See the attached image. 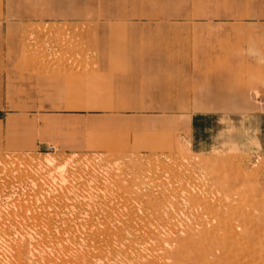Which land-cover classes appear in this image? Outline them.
<instances>
[{"label": "rangeland", "instance_id": "rangeland-1", "mask_svg": "<svg viewBox=\"0 0 264 264\" xmlns=\"http://www.w3.org/2000/svg\"><path fill=\"white\" fill-rule=\"evenodd\" d=\"M62 1L64 0H50L49 7L41 8L40 14L43 16L42 18H44L42 22L24 23V27H22L19 32L20 42L17 44L20 51L19 54L8 55V47H4L2 48L4 53L0 55V61L3 63H15L20 62V60H30L38 57L39 60H36V72L32 68L28 70L14 69L16 63L12 67L14 70H5L0 68V118L15 116L17 117V123L20 124H26L28 121L29 123L41 121L42 126H40L39 131L40 138L43 140V143L38 148L32 150L16 149L12 145L13 140L11 138V129L17 127L18 124H7V122L4 124L3 121V123L0 124V226H8L7 224H9V222L20 217L19 215L16 216L15 211L18 210L16 209V204L14 205L13 203L19 204L20 202L34 201L44 204V202H42L43 199L47 202V199H49L48 197L56 199L54 200L56 204L55 206L58 207H53L56 212H58L56 218L60 220L61 217H64V214L68 213V209L62 207L64 206V201L59 196L60 183L59 181L57 183L56 179L63 176L67 178L76 176V171H79L75 169V163L77 160L84 163L88 161L89 163L92 162V164L98 165H101L102 163L103 165V163L106 162L105 159L107 157L113 158L116 154H119L118 152L129 154L137 148H140L139 150L142 155H148L150 154L152 144L154 145L157 138H161V129L154 128L152 125H145L139 132H137V129L135 130L134 128L129 127V122L125 113L129 110L142 111L143 109H148L149 107L146 106L143 101L135 102L134 96H136L140 91L138 89H145L149 87L150 84L148 81L150 79H154L157 82L166 80L168 78L167 73L163 71L164 69L157 68L156 71L148 73L149 76L146 78L147 83L144 84L142 78L147 77V75H136L131 72H123L120 68L130 64L128 55L133 49V44H135V48H138V50L141 49L143 52V57L139 59L138 62L142 64L141 67H143L144 70H147L149 64L154 63V61L163 64L167 59L166 53L154 52L153 50L160 49L163 46L165 33L160 32L156 36V43H149L146 39L137 40V37H134L133 35L121 33L122 26L120 20L124 17H121L122 19H120L116 14V10L122 7L124 3L122 0H67L70 2L71 6L63 15H60L55 11H52L50 15L42 12V10L46 11L50 7L56 6ZM133 1L147 6L155 0ZM237 1L239 2V5H236L237 7L234 9L236 12L231 14L232 17L238 18L240 13L237 12V8L245 7L253 8L256 12V17L258 18H261V16L264 15V7H262V4H264L262 2H264V0ZM171 2L172 0H164L162 1V4H153L147 8V11L154 15L162 9V6L167 7ZM209 2L210 0H202L201 2L198 0L181 1L180 4L175 5L172 10L177 17V19L174 20L176 22L172 23H177V21H179L181 24L187 23L190 26L189 30H187L188 28L183 30L185 37L180 41V43H184L185 46L189 48L188 55L191 58L199 55L201 47L207 49L210 57H216L221 51H224V49L233 44H242L244 41L242 39L245 33L241 29H237L239 33L232 32L231 35H227L226 37L220 39L219 34L224 32V26H235L241 21H237L235 19H217L216 23L218 25H224L211 28L210 30H205L204 33L206 38H210L214 42H212L211 45H201V43H199L198 37L195 36V24L208 20L206 17L210 15L209 13L211 10L209 9ZM213 5L216 8L223 7L217 10L219 14H223L225 11L224 6H226L227 3L226 1L219 0ZM142 10L143 9L140 6L129 5L125 9H122L119 14H132V23H139V21H147L148 18L145 15L142 16ZM45 16L52 19L46 20ZM222 16L225 17V15ZM103 18L108 19L106 23L107 26L99 27L98 21ZM162 21L163 20L157 21L156 24H160ZM256 22L257 21H254L253 24H256ZM57 23H60V29L57 28L59 27ZM81 23L82 25H80ZM262 23H264V19L262 20ZM76 25L78 26L76 27ZM76 28H79L78 31L80 34ZM71 31L76 34H72ZM81 31L85 34H82ZM91 31L95 32L92 33ZM66 34L71 36L69 37ZM98 34L103 35L101 47L98 49L90 46L92 48L91 49L90 47H87L86 44L84 45L81 42L82 37L80 36L85 35L86 37L91 36L92 38L95 35L98 36ZM246 34L248 36L247 32ZM172 35L174 37L177 36L175 33H172ZM86 37L84 38L86 39ZM65 38L69 39L66 40ZM258 38L263 39L264 32L259 33ZM59 39L62 40L60 41ZM80 46L83 47L80 49ZM138 50L135 49V53H137ZM150 53H152V55H150ZM72 58L74 59L72 60ZM75 58L77 59L75 60ZM44 62L45 64H43ZM251 63H248V65L250 66ZM45 65L48 70H46L47 68ZM39 67L41 68L39 69ZM74 67L77 68L75 69ZM232 70H234V67ZM188 71V76H190V78L186 80V84L192 85L195 81V76L199 74L200 68L191 67ZM16 73H19L25 79H22L19 75L17 76ZM251 73H253V76L259 75L257 72ZM240 76V74H237V78L235 80L231 78H228L227 80L219 79L218 85L223 89L231 87H234V89H241L243 86V80ZM33 81L34 84H32ZM123 84H128L129 87H123L121 89ZM59 88L61 89L58 91ZM234 89H229L227 92L231 95H236ZM147 90L149 89L144 91L146 92ZM201 90L203 96H209L212 93V88L209 89L208 87H202ZM34 91L35 99L31 96L28 97V94ZM227 92L226 94H228ZM223 93L224 92L218 93L221 94L219 95V101H211L209 99L207 103L201 101L194 104L195 106H192V97L187 95V97H181L178 102L169 104L161 102L157 106L152 107L154 109H151L164 114L167 112H175L179 115L183 112L196 110L198 107L200 108L205 106L209 109L208 111L198 110L194 113L193 119L187 117L188 115L179 118V124L186 126H178L171 122V124H169L170 127H167L169 129L177 130L176 137L178 141L181 145L188 149V152L190 151L192 154L199 153L205 157H213L215 154L219 153L239 152L240 154L241 152L240 155L242 156H248L249 153H251V156H263L264 86L261 91L250 89L247 94L240 97V102H237L233 97L231 98L225 96ZM155 94L158 99L162 97L161 92H157ZM51 95L55 97L51 102H49V97ZM237 99L239 100V98ZM83 100L85 101L83 102ZM59 106L82 108L89 114L94 113V115L86 116L89 123L88 130L93 132V139L95 140L91 146H89V142H86V139H84L83 142H77L79 141L78 139L82 138L77 139L70 134L71 132L65 130H75V132L78 133L77 135L81 137L86 134L85 129H80L76 125L80 121L77 119L76 114L82 111L71 108L52 110L59 108ZM137 120L139 121V118ZM97 121H99L97 124L90 125L91 123H95ZM138 121L136 123H138ZM47 122H51L56 125V128L53 127L54 125H52V127L45 125ZM155 122L161 123V121L158 120ZM3 124L5 126H3ZM104 129H106V131ZM3 131L4 135L1 136ZM81 132L83 134H81ZM145 133H151V137H146V139L142 138L141 135ZM106 139L112 140L107 144L105 141ZM72 142L75 144H72ZM64 164L65 166L63 167ZM44 167L45 169L43 170ZM81 174L84 179H87L88 174L80 172V175ZM42 175H45L46 177ZM83 177L81 178V181ZM34 180L36 182L32 184ZM54 189H57L58 192ZM54 195H57L58 197H54ZM44 196L46 197L43 198ZM59 207L62 211H64H60ZM62 208H65L66 210ZM75 209L76 208L69 209V211L72 210L74 212H70L73 213L72 215L78 214L80 210H83V207H80V209L77 207L79 211ZM5 211L8 212L6 213ZM60 215L61 217H59ZM1 235L3 236L2 233ZM21 246L25 247L26 251H20L22 255L17 256L16 253L18 252H16V249H18V246L12 247V245L3 243V241L0 240V264H55L53 257L63 254L59 251L49 252L48 248L43 247V245L38 246V248H34L25 240L22 241ZM18 258L20 259L18 260ZM56 264H60V262H57Z\"/></svg>", "mask_w": 264, "mask_h": 264}, {"label": "bare ground", "instance_id": "bare-ground-1", "mask_svg": "<svg viewBox=\"0 0 264 264\" xmlns=\"http://www.w3.org/2000/svg\"><path fill=\"white\" fill-rule=\"evenodd\" d=\"M80 37L87 47H101L102 34ZM37 59L20 60L14 69L36 72ZM169 124L152 125L161 129V138L148 155L137 148L107 157L111 162L103 165L77 160L76 176L56 179L62 207L68 209L59 216L61 221L56 218V199L13 203L20 217L0 226V240L18 246L17 256L26 251L21 246L24 240L34 248L43 245L49 252L63 253L53 257L55 264H264V155L192 154L178 141L177 130L167 128ZM141 137L150 138L151 133ZM80 172L88 174L87 179ZM71 208L78 214L72 215Z\"/></svg>", "mask_w": 264, "mask_h": 264}, {"label": "crops", "instance_id": "crops-1", "mask_svg": "<svg viewBox=\"0 0 264 264\" xmlns=\"http://www.w3.org/2000/svg\"><path fill=\"white\" fill-rule=\"evenodd\" d=\"M123 5L120 9L116 10L117 16H119L121 22V33L123 34H129L133 35L134 37H137V40H145L149 43H156L157 42V35L161 33H165V37L163 40V46L160 49H154V52H160V53H166L167 59L165 62L157 63L154 61V63L149 64L148 69L144 70L141 63L138 62L139 59L143 57L142 50H138V48H135V44H133V49L131 52H129V59L130 64L127 66L121 67L120 69L123 72H131L132 74H144L147 75V77H141L144 84L147 83L148 73L151 71H156L157 68L164 69L168 75V78L162 82H157L154 79H150L148 83L150 84L148 88H142L138 89L140 90L136 96H134V101L139 102L143 101L146 106L149 108L143 109L142 111H133L129 110L125 113L126 118L129 122V127L137 129V132L141 131L142 127L145 125H153L156 120L161 121V124L165 123H174L178 126H186L183 124H179L178 120L179 118L183 116L190 117L191 119L194 118V113H196L198 110H209L207 107H198L196 110H192L191 112H183L177 114V113H162V112H156L152 109V107L157 106L159 103H174L180 101L181 97H192V106L194 104H197L199 102L207 103L210 99L211 101L220 100L221 94H218L219 92H224L225 96L233 97L237 102H240V97L244 94H247L250 89L260 90L264 86V38L260 39L258 38V34L261 32H264V23H262V20L264 19V15L261 16V18L256 17L255 10L251 7H245V8H237V12L240 13V16L238 18H234L231 16L232 13L236 12L234 9L237 7L236 5H239L237 0H220V1H226L227 5L224 6L225 11L223 14L218 13L219 7L216 8L213 4L218 2L219 0H210L208 3L210 10V15L206 17L208 20H204L201 22H198L195 24L196 32L195 36L198 37L199 43L201 45H211L213 40L210 38H206L204 36L205 30H210L211 28L217 27V26H223L218 25L216 23V20H229V19H235L237 21H241L237 25H226L224 26V32L219 34V38L222 39L226 37L227 35H231L232 32L239 33L237 29H241L244 31L242 44H233L230 47L224 49V51H221L218 56L216 57H210V54L207 52L206 48L201 47V51L199 52V55L191 58L189 53V48L185 46L184 43H180L181 40L184 39V29L189 30L190 26L187 23H172L176 22L174 20L177 19L175 14L173 13V8L175 5L180 4L181 1L186 0H172V2L167 6H162L156 14L152 15L149 11H147V8H149L151 5L160 3L162 4V1L164 0H155L150 5L144 6L139 3L134 2L133 0H122ZM190 1V0H187ZM195 1V0H192ZM201 2L202 0H198ZM50 0H0V55L3 54L4 50L2 48L8 47V55L12 54H19V49L17 44L20 42V29L24 27V23H30V22H42L44 18L40 14L42 7H49ZM264 3V2H262ZM129 5H135L140 6L142 10V16H147V21H139V23H132V14L129 13H123L119 14L122 9H125ZM71 4L67 0L62 1L61 3L57 4L56 6L50 7L48 10L42 12H45L46 14L50 15L52 11H55L59 13L60 15H63L68 8H70ZM262 7H264V4H262ZM145 8V9H144ZM215 10V11H213ZM47 15V16H48ZM222 15H225L223 17ZM46 17V20H50L51 18ZM122 17V18H121ZM255 19V20H253ZM107 18H103L102 20L98 21L99 27H106L107 26ZM162 21L160 24H156L157 21ZM74 21V20H73ZM254 21H257L256 24H253ZM144 23V24H143ZM151 23V24H150ZM8 24V25H6ZM144 26V27H143ZM155 27V28H154ZM198 29V31H197ZM222 29V28H221ZM164 31V32H163ZM248 33V36L246 34ZM172 33L177 34L176 37L172 35ZM190 34V33H188ZM241 43V42H240ZM184 47H182V46ZM135 49L138 50L137 53H135ZM199 51V48H198ZM153 52V54H154ZM21 54V53H20ZM152 55V53H150ZM20 56V55H19ZM18 59V58H17ZM16 59V60H17ZM253 62V63H251ZM16 63V62H15ZM14 62L11 63H3L0 61V68L5 70H14L12 67L15 64ZM248 63H251L250 66ZM196 67L200 68L199 74L195 76V81L193 84H186V80L190 78L188 76V70ZM234 67V70H232ZM227 71V72H225ZM221 72V73H220ZM251 72H257L259 73L258 76H253ZM237 74H240V78L243 80L242 82V88L241 89H234V87L231 88H225L223 89L221 86L218 85V80L223 79L227 80L228 78L236 79ZM16 75L22 77L19 73H16ZM236 76V77H235ZM22 79H25L22 77ZM27 79V78H26ZM29 83V82H28ZM34 84V81L33 83ZM207 85V86H206ZM34 86V85H33ZM32 86V87H33ZM129 87L128 84H123L121 86L122 88ZM202 87H208L209 89L212 88V93L209 96H203L202 93ZM120 89V90H121ZM147 90L146 92L144 90ZM229 89H234L236 95H231L227 91ZM143 92H142V91ZM218 91V93H217ZM142 92V93H141ZM157 92L162 93V97L158 99L156 97ZM226 92L228 94H226ZM40 93V92H39ZM33 94V95H32ZM31 96L32 98L35 97V91L28 94V97ZM55 96L51 95L50 101L53 100ZM52 98V99H51ZM239 98V100L237 99ZM35 99V98H34ZM218 100V101H219ZM85 100H83L84 102ZM195 106V105H194ZM63 108H71V107H62L59 106L57 109L52 110H61ZM152 108V109H151ZM194 108V107H193ZM74 110H81L82 112H79L77 115V119L80 120L76 125L80 129H85L86 134L82 137L77 135L78 133L75 132V130H69L65 129L69 132L72 136L75 138H82L78 139L77 142H83L84 139H86V142L91 146L94 143L93 139V132H90L88 130V119L86 118L87 115H94V113H87L82 108H71ZM98 114V113H96ZM121 116V115H120ZM1 117V116H0ZM35 118V117H34ZM139 118V121L137 120ZM7 120V121H6ZM7 122V124H18L17 127L12 128V145L14 148L19 150H32L35 148H38L42 143L43 140L40 138V126H42L41 121L35 122H26V124H20L17 123V117L15 116H8L0 118V124L3 122ZM138 121V123H136ZM99 121L95 123H91L90 125L97 124ZM3 124V126H5ZM192 124V123H191ZM20 125V126H19ZM45 125H49V127H52L51 122H47ZM58 125V124H57ZM128 125V124H127ZM190 125V124H188ZM53 127L56 128V125ZM81 134H83L81 132ZM4 135V131L2 132L1 136ZM75 140V139H74ZM73 140V141H74ZM76 141V140H75ZM72 144H75L72 142Z\"/></svg>", "mask_w": 264, "mask_h": 264}]
</instances>
